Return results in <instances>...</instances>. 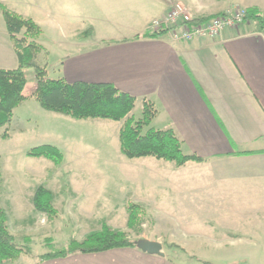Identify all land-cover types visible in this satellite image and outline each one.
I'll list each match as a JSON object with an SVG mask.
<instances>
[{
	"label": "crops",
	"instance_id": "obj_1",
	"mask_svg": "<svg viewBox=\"0 0 264 264\" xmlns=\"http://www.w3.org/2000/svg\"><path fill=\"white\" fill-rule=\"evenodd\" d=\"M0 2L40 26L42 35L38 43L47 57L57 58L59 74L68 82H110L137 100H151L157 109L155 119L174 129L183 148L186 146L187 151L204 159L201 163L189 162L198 166L190 172L200 180H195L188 190L196 199L202 193L212 197L215 204L212 200L205 203L221 210L218 218L204 214L191 219L196 224L217 225L220 235L193 233L182 242L174 237L165 240L161 234L148 238L177 246H163V256L137 247H118L40 260L39 255L48 252L44 238L50 237L56 243L49 233L59 229L52 225L53 220L46 222L44 215L34 209L31 198L28 206L32 217L25 218V214L13 211L12 207L4 208L8 229L17 241H23L29 237L24 234V224L37 225L43 231L39 240L43 252L35 253L32 246V254L15 264H216V260L221 264H264V30L256 31L251 23L242 22L225 27L215 37L201 36L188 41L175 40L168 34L158 38L141 36L151 19L162 16L174 4L191 17L221 15L249 7L264 15V0ZM88 28H92V35L79 39L78 35ZM17 64L0 13V67L15 68ZM237 151L253 153L236 155ZM152 166L143 167L141 177L131 175L125 179L132 186H126L130 191L140 187L152 193L151 198L148 194L141 199L147 207L145 200L154 201L156 189L169 183L184 189L186 185L182 180L165 179L166 170ZM154 179L164 184L157 188ZM72 190L80 193L79 189ZM61 214L58 211V224H63ZM78 228L74 239L81 241L88 234H79ZM195 238L197 242L192 241ZM200 245L220 259L202 256L204 253L198 251Z\"/></svg>",
	"mask_w": 264,
	"mask_h": 264
},
{
	"label": "rangeland",
	"instance_id": "obj_2",
	"mask_svg": "<svg viewBox=\"0 0 264 264\" xmlns=\"http://www.w3.org/2000/svg\"><path fill=\"white\" fill-rule=\"evenodd\" d=\"M38 61L45 65L48 78L61 77L59 64L56 66L57 58L40 55ZM25 79L23 93L27 96L26 101L15 108L11 122L0 128V204L3 208L10 210L12 207L13 211L25 214V218L32 217L28 202L36 188L43 186L53 190L54 200L57 202L53 206L57 210V216L50 219L45 213L41 215H44L46 222L53 220L52 225L59 229L49 233L58 244L53 243L50 237L44 238H50L55 248H63L70 239L76 238V227H80L79 234L83 231L89 234L100 230L103 222L114 230L123 231L128 238L134 240L161 234L165 240L174 237L182 242L189 240V235L193 233L204 236L220 235L217 225L192 222L204 214L212 215L213 218L221 216L220 208H210L205 203L212 200L215 204V199L205 193L198 194L196 199L194 193L192 195L191 190H188L190 185L196 183L195 180H200L190 172L198 166L187 163L185 167L177 170L172 163L152 157L126 158L119 151L118 130L121 122L108 119H74L45 110L33 96L36 88L33 69L26 70ZM132 115L135 118L141 116V100L136 101ZM151 125L161 129L169 126L155 118ZM4 133H7L8 138H2ZM43 144L53 145L61 150L64 158L59 165L46 158L26 156L30 148ZM183 149L186 154L190 153L186 146ZM152 165L166 170L165 179L169 177L175 182L182 180L186 185L184 189L178 184L172 186L169 183L160 188L164 182L154 179L153 185L160 189L155 190L157 198L154 197V201L145 200L149 204L147 207L141 199L148 196L149 192L146 189L142 191L140 187L135 188L136 191H130V187L126 188L131 186L130 182L126 183L125 179L131 175L143 176V167L154 168ZM72 189H79L80 193ZM198 199L201 203L196 201ZM130 204H137L141 208L139 224L134 228L126 225L127 207ZM58 211L62 212L63 224L56 222ZM78 220L80 223L77 224ZM31 224L32 226L27 222L24 224V234L29 237L23 241H15L24 245L25 239L29 238L31 249L33 246L35 253H42L43 243L39 240L43 231L37 225ZM32 239L35 240L33 244ZM192 241L197 242L196 238ZM168 245L164 242L162 247L168 248ZM204 247L198 246V251L204 253L202 256L220 259L218 254ZM216 264L221 263L216 260Z\"/></svg>",
	"mask_w": 264,
	"mask_h": 264
},
{
	"label": "trees",
	"instance_id": "obj_3",
	"mask_svg": "<svg viewBox=\"0 0 264 264\" xmlns=\"http://www.w3.org/2000/svg\"><path fill=\"white\" fill-rule=\"evenodd\" d=\"M0 13L4 19L7 33L17 56L15 68L0 67V128L11 122L13 112L27 96L23 94L26 83V70L31 68L36 79L33 96L39 105L48 111L69 116L74 119H108L121 122L118 130L119 151L129 159L152 157L172 163L179 168L189 162L201 163L204 159L183 149V141L172 127L155 128L151 125L157 116L154 103L146 98L141 99V116L135 118L132 110L136 105V97L117 88L110 82H68L63 77L51 79L47 77L45 65L38 58L46 55L44 47L38 43L42 35L40 26L29 17H24L0 2ZM218 15H203L194 17L187 22L197 25L209 21ZM243 22H249L256 31L264 30V15L255 7L245 8ZM92 28L78 35L86 39L92 35ZM166 29L146 30L144 38H158L166 35ZM138 37V36H137ZM8 138L7 133L2 135ZM253 151H237L236 155H247ZM27 157L46 158L59 165L63 161V153L53 145L43 144L30 148ZM1 184V156H0ZM54 194L49 189L38 186L33 194L34 209L45 213L50 219L57 216L53 206ZM141 208L137 204L127 207L128 228L139 224ZM136 240L130 239L123 231L112 229L103 222L98 231L88 234L82 241L70 239L63 248H55L50 238L45 240L48 252L39 255L40 260L65 257L76 252L92 253L118 247H136ZM31 241L25 239L24 245L15 241L7 225V214L0 204V264H15L23 256L31 255ZM177 247L169 244L168 248ZM204 264H209L204 262Z\"/></svg>",
	"mask_w": 264,
	"mask_h": 264
},
{
	"label": "built area",
	"instance_id": "obj_4",
	"mask_svg": "<svg viewBox=\"0 0 264 264\" xmlns=\"http://www.w3.org/2000/svg\"><path fill=\"white\" fill-rule=\"evenodd\" d=\"M245 16V8H238L227 13L211 18L209 21L197 25H189L187 22L193 17L187 15L184 9L174 4L169 7L165 14L153 18L148 29H166L167 34L175 39L188 41L196 37L217 36L225 27L242 23Z\"/></svg>",
	"mask_w": 264,
	"mask_h": 264
},
{
	"label": "water",
	"instance_id": "obj_5",
	"mask_svg": "<svg viewBox=\"0 0 264 264\" xmlns=\"http://www.w3.org/2000/svg\"><path fill=\"white\" fill-rule=\"evenodd\" d=\"M136 247L143 252L152 255H160L163 256L164 253L162 251V244L158 241L149 240L147 238H140L136 241Z\"/></svg>",
	"mask_w": 264,
	"mask_h": 264
}]
</instances>
